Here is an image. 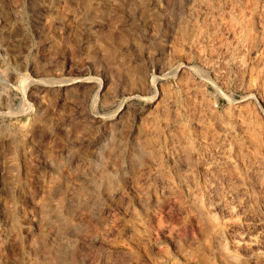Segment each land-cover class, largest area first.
Wrapping results in <instances>:
<instances>
[{
  "label": "rangeland",
  "instance_id": "1",
  "mask_svg": "<svg viewBox=\"0 0 264 264\" xmlns=\"http://www.w3.org/2000/svg\"><path fill=\"white\" fill-rule=\"evenodd\" d=\"M0 264H264V0H0Z\"/></svg>",
  "mask_w": 264,
  "mask_h": 264
},
{
  "label": "bare ground",
  "instance_id": "2",
  "mask_svg": "<svg viewBox=\"0 0 264 264\" xmlns=\"http://www.w3.org/2000/svg\"><path fill=\"white\" fill-rule=\"evenodd\" d=\"M65 249V248H64Z\"/></svg>",
  "mask_w": 264,
  "mask_h": 264
}]
</instances>
